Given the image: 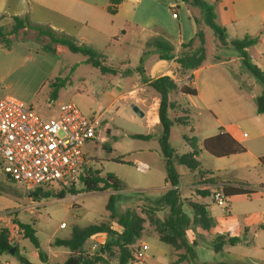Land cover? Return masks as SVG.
<instances>
[{
	"label": "rangeland",
	"instance_id": "374dc122",
	"mask_svg": "<svg viewBox=\"0 0 264 264\" xmlns=\"http://www.w3.org/2000/svg\"><path fill=\"white\" fill-rule=\"evenodd\" d=\"M172 1L174 0H169V2ZM205 1L214 7L216 22L224 26L222 13L226 0ZM190 8L199 11L197 7ZM125 27L128 34L117 33L114 38L108 34L106 38L102 37L97 45L92 46L104 56L105 64L123 72L122 75L102 74L99 68L85 62V56L68 50L61 59L55 77L51 80L56 77H70V82L60 90L58 98L54 100L51 107L46 104V99L51 93L47 83L44 94L34 102V108L44 119H50L58 114L61 104L74 103L85 115L93 117L96 120L97 134L96 138L84 147L88 159L91 160L87 168L100 171V176L112 173L121 181L122 189L118 192L119 212L130 209L142 213L155 208L159 209L156 212L157 215L164 218L168 214V208L155 205L156 199L168 189L165 182L166 167L159 140L162 129L158 116L160 96L149 84L143 85L141 77L138 78L134 76V72L127 71L139 64L143 50L141 46L143 47L148 39H142L143 45H140L139 37L131 34L128 25ZM201 30L206 39V57L202 65V77L197 83L203 87L202 83L206 79L207 82L214 83L222 89L224 94L229 92V89H233L235 93L243 97L241 101H233L229 105L223 101L220 108L223 112L224 127L236 132L245 142L243 146L247 148V152L222 158L214 157L206 152L202 148V142L216 135L220 125L215 120L213 111L199 108L193 99L190 100L178 92L171 94V100L176 102V107L170 110V119L173 121L175 118L185 116H189V119L185 125L173 122L169 143L176 151L175 154L181 155L192 150L184 136L196 137L199 147V153L196 156L199 170L208 172L214 181L244 179L256 188L264 181V169L257 166L255 157L258 152L257 142L246 141L243 133L249 134L252 138L253 132L247 121L258 113L254 96L262 94L263 85L243 68L241 61L236 60L238 53L233 47H223L212 28L202 24ZM152 34L151 41L156 37V34ZM159 34L161 32L157 35ZM244 37L242 34L234 35V39ZM150 47L148 44L145 45L146 49ZM255 52L254 48L252 55L255 59L250 61L263 70L262 60L256 56ZM219 59H232V62L218 65L216 63ZM147 68L148 76L153 77L150 65ZM118 78L127 79L128 88L120 91L115 82ZM179 79V77L176 78L177 82L183 85V81ZM248 85H251V88ZM131 86L135 90H132ZM185 109L189 115L185 114ZM134 134L150 135L151 138L131 137ZM116 157H122L125 163L113 161L112 159ZM139 161L147 163L150 169L145 173L138 171L135 164ZM175 167L181 175L183 185L199 183L197 175L177 163ZM78 188L82 189L81 183H78ZM210 188L206 189L210 191L208 196H198L199 191L203 190H197L195 187H184L180 190V197L186 206L189 207L187 205L189 202L203 205L207 216L213 222L208 230L192 222L187 228L189 242L192 240L202 242L198 231L206 235L208 238L205 240L206 243L219 236H225L226 239L238 238V243L227 244L224 248L231 251L240 262L248 258L256 259L252 250L254 243L257 241L264 244V233H261L259 238L255 237V233L264 224L262 213L264 189H259L251 199L237 196L230 198L229 211H227L217 205L213 197L215 189L220 190L221 185L216 187L212 185ZM59 192V189H54L51 191V196L37 199L35 196H30L23 184L10 180L0 169V230L7 229L16 243L20 241L18 252L3 253L0 264H20L22 256L39 264H63L70 250L56 245L55 241L69 238L76 228H85L108 219L109 212L106 210V205L112 190L105 192L80 190L79 194H68L63 199L57 197ZM142 215L145 216V214ZM62 223L65 224L64 227L61 226ZM21 224L30 225L36 231L34 235L40 242V250L46 254L44 263L40 260L39 249L27 237L26 232L24 234L19 232L22 229ZM145 224L147 230H150L149 224ZM156 238L157 235L153 232L151 238L145 236L140 240L147 241L149 244L151 241L152 243L157 241L172 256V259L177 260L180 253H183ZM89 247L90 242H87L82 253H88ZM150 248L154 247L150 244ZM258 260L260 261L261 257ZM183 262L188 264L186 261Z\"/></svg>",
	"mask_w": 264,
	"mask_h": 264
},
{
	"label": "trees",
	"instance_id": "16d2710c",
	"mask_svg": "<svg viewBox=\"0 0 264 264\" xmlns=\"http://www.w3.org/2000/svg\"><path fill=\"white\" fill-rule=\"evenodd\" d=\"M123 0H111L109 12L115 14L118 5ZM188 6L197 7L199 16L195 17L197 32L195 37L183 43L179 50L171 43L170 37L166 32L155 37L149 44L153 48L152 51L145 52L139 61L136 71L141 76L144 83H148L154 88L160 96L159 104V121L161 124L160 148L164 157L166 167L165 182L170 187L155 201V205L165 206L168 208V214L162 218L157 215L159 209H149L142 213L135 210L118 211L120 206V196L118 192L122 189L121 181L112 173H107L100 176V171L91 168H85L80 173L76 185L68 189H61L58 193V198L63 199L68 194L77 195L80 190L87 192H105L112 190L109 195L106 210L109 212L108 219L89 225L85 228L74 229L71 236L66 239H57L56 245L66 247L70 250L68 258L63 264H106L115 257L118 253L119 264H129L134 261V252L136 242L144 236L146 224L155 231L159 240L172 249L183 251L180 253L177 262L186 261L188 264H230L226 262H200L195 252L196 241L189 242L187 238V228L192 222L201 226L204 230H208L213 225L212 220L207 216L206 209L203 205L189 202L186 206L180 197V187L182 185L181 175L176 170V163L179 166L185 167L189 172L194 173L199 169V162L196 156L199 153L198 141L196 137L184 136L185 141L192 147L191 151L177 155L176 151L169 143L170 130L173 122L179 124H187L189 116L170 119V110L176 107V102L171 100V94L180 93L189 96H196V89L183 84L179 85L176 79L164 75L156 79H147L144 72L145 58L149 54H156L160 59L168 62L176 63V68L173 74L176 78H183L194 70L199 69L206 57V39L204 32L201 30L202 24L214 30L217 38L222 45H230L238 53L241 58L243 68L248 71L256 80L263 85L262 94L255 97L257 112L264 114V70H260L251 63V58L246 49L257 43V38L246 35L243 39H235L227 42L226 29L216 22V14L214 7L205 0H182ZM27 37L32 36L41 45L44 51L48 53H56L58 45L65 46L75 54H82L86 57L85 62L100 69L102 74H117L118 69L105 64V58L91 46L80 43L75 37L65 33L56 32L48 26L32 23L27 15L13 17V22L10 26L0 25V43L9 50L12 47L13 41L10 37ZM197 42V44H196ZM70 82V77H56L50 80L48 85L51 89V98H58L59 92ZM188 106V105H187ZM189 107V106H188ZM185 114L189 115L187 109ZM133 138L150 139V135L134 134ZM202 148L210 155L222 158L238 154H244L247 149L239 143L229 133H219L217 135L206 138L202 142ZM117 163H125L122 157L112 159ZM259 167L264 169V155L259 157ZM201 176L205 173L198 171ZM9 178V177H8ZM10 179V178H9ZM11 180V179H10ZM208 182L215 183L213 178H209ZM78 183L82 184V189L78 188ZM259 189H264V183L259 188L252 187L247 181H230L222 186L224 195L230 199L236 196H244L251 198L258 193ZM200 195L208 196L210 191H199ZM30 196L49 197L51 191H44L41 188L36 189ZM142 214H145L142 215ZM25 230L27 237L32 241L37 249L42 263L45 262L46 254L40 250V242L35 237L36 231L32 226L21 224ZM106 232L108 239L105 245L101 246L94 254L82 253V249L87 243V240L96 233ZM9 231L7 229L0 230V254L9 253L12 249L14 254L18 252L17 245H13L9 241ZM239 242L238 238L226 239L225 236L214 238L210 246L216 251H223L225 245H234ZM106 256V257H104ZM20 264H39L32 263L25 257H20Z\"/></svg>",
	"mask_w": 264,
	"mask_h": 264
},
{
	"label": "crops",
	"instance_id": "0c3cea01",
	"mask_svg": "<svg viewBox=\"0 0 264 264\" xmlns=\"http://www.w3.org/2000/svg\"><path fill=\"white\" fill-rule=\"evenodd\" d=\"M110 5L111 0H0V25L10 26L13 22V17L27 15L32 23L48 26L56 32L75 37L80 43L91 45V47L97 45V42L102 37L106 38L108 34L113 38L117 36V33L128 34L125 27L128 25L131 34L139 37V42H141L140 45H143L142 39H148L144 46H141V48H143L141 57L145 52L148 51L149 53V51L153 50L152 47L149 49L145 48L146 44L150 45L149 42L151 41L150 38L153 36L152 33L156 34L157 37L160 35H157L158 32H166L170 37L171 43L179 50L181 45L192 40L197 32L195 17L199 16V11L191 9L190 6L186 5L182 0H174L172 2H169V0H123L121 4L118 5L115 14L109 12L108 8ZM175 11L178 15L177 18L173 17ZM222 20L224 22V26L222 27L226 29L227 42L235 40L234 35L237 34L257 38V43L247 48L246 51L251 59H255L252 55V50L254 48L256 49V56L262 60V69L264 70V0H226L223 7ZM147 33L150 35H146ZM10 38L13 41L11 49H5L0 43V95H12L34 107V102L44 94L47 83L55 77L61 59L63 55L67 53L68 49L65 46L58 45L56 47V53H48L43 50L42 45L32 36L24 38L12 36ZM229 46L230 45H223L225 48ZM155 56L157 55L149 54L145 58L144 72L146 78L153 80L160 76L167 75L176 79L173 74L176 63L160 60ZM236 60L241 61L239 55L236 57ZM218 61L219 62L216 63L218 65L227 64L232 62V59H219ZM149 65L153 72V77L147 74V67ZM137 66L129 68L127 71L134 72V76L139 78L141 76L136 71ZM202 71L203 67L201 66L199 69L179 79L183 81V84L197 91L196 96L181 95L190 100L193 99L199 108L213 111L215 120L220 125L217 134L223 132L229 133L243 145L245 142L239 138L236 132L224 127L222 122L223 112L222 108H220L223 101L229 105L233 101H241L243 97L235 93L233 89H229V92H225L224 94L222 89L214 83L207 82L206 79L202 83L203 87H201L197 81L202 77ZM122 73L123 72L118 70L117 74L113 75L119 76L122 75ZM115 82L120 91L125 90V88L129 86L127 79L122 80L118 78ZM146 84L148 85V83L143 82V85ZM110 85H112V83ZM248 87L251 88V85H248ZM130 88L135 90L132 86ZM126 93L127 92H125V94ZM255 97L256 96H254V98ZM53 102L54 100L51 98L50 93V96L46 99V104L49 105ZM188 106L191 108L190 105ZM249 119L250 120L247 122L253 132L252 138L245 132L243 133V138H245L246 141L257 142L258 152L255 154V157L257 166L259 167V157L264 155V114L257 113ZM198 171L199 169L193 174L198 176L199 183L191 185H183L182 183L180 190L184 187H195L197 190L204 191L206 189H211L210 187L212 185L215 187L221 185L220 190H222V186L230 182H208V179L212 178L210 174L203 171L205 175L201 176L198 174ZM238 181H247L249 183L248 180L244 179H239ZM262 183H264V181ZM166 186L167 189L170 185L166 183ZM259 187L260 186L256 188ZM215 191L218 190L215 189ZM227 211H229V208ZM262 213L264 214V210ZM152 231L155 233L151 227L150 230H147L146 227L143 237L146 236L151 238L153 235ZM198 233L202 242L196 241L197 245L195 246V252L200 262L264 264L263 243L257 241L254 243L252 250L254 251L253 255L257 257L256 259L248 258L246 261L240 262L231 251L225 248L221 252H216L210 246L211 242L206 243L205 240L208 239L206 235L201 231H198ZM261 233H264V224H262L258 232L255 233V237L259 238ZM156 240H159L158 235ZM193 241L195 240L191 242ZM87 242H90L91 246L92 239L89 238ZM153 242L154 243L151 241L150 243L154 247L151 249L149 242L139 239L135 244V248L138 249L141 245L146 244L148 246L146 258L143 263H136L133 261L129 264H185V262L178 263L176 258L172 259V256L168 254L167 250L163 249L157 241ZM19 243L15 245L19 247ZM2 256L3 254L0 255V257ZM259 257H261L260 261H262V263H259ZM118 260V253H116L115 257L111 258L106 264H119ZM30 262L37 263L33 261Z\"/></svg>",
	"mask_w": 264,
	"mask_h": 264
},
{
	"label": "built area",
	"instance_id": "2783aa9c",
	"mask_svg": "<svg viewBox=\"0 0 264 264\" xmlns=\"http://www.w3.org/2000/svg\"><path fill=\"white\" fill-rule=\"evenodd\" d=\"M177 16L175 11L173 17ZM95 124L96 120L74 103L61 104L56 116L44 119L25 101L0 95V169L29 193L38 188L68 189L77 184L80 173L91 162L84 147L96 138ZM135 166L144 173L150 169L140 161ZM213 197L217 205L228 210V198L222 190L215 191ZM19 232L24 234L25 230ZM91 239L90 255L105 245L108 234L99 232ZM9 241L16 244L12 236ZM147 249L146 244L141 245L134 252V262L143 263Z\"/></svg>",
	"mask_w": 264,
	"mask_h": 264
},
{
	"label": "water",
	"instance_id": "95a60500",
	"mask_svg": "<svg viewBox=\"0 0 264 264\" xmlns=\"http://www.w3.org/2000/svg\"><path fill=\"white\" fill-rule=\"evenodd\" d=\"M137 110V109H136ZM37 199H40L41 197L40 196H35ZM14 252H15V250L14 249H12L11 251H10V253H12V254H14Z\"/></svg>",
	"mask_w": 264,
	"mask_h": 264
}]
</instances>
